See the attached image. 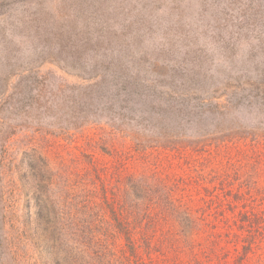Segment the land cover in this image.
I'll return each mask as SVG.
<instances>
[{
	"label": "rangeland",
	"instance_id": "rangeland-1",
	"mask_svg": "<svg viewBox=\"0 0 264 264\" xmlns=\"http://www.w3.org/2000/svg\"><path fill=\"white\" fill-rule=\"evenodd\" d=\"M215 124L264 125V0H0V264L119 251L113 207L151 172L118 156Z\"/></svg>",
	"mask_w": 264,
	"mask_h": 264
},
{
	"label": "trees",
	"instance_id": "trees-1",
	"mask_svg": "<svg viewBox=\"0 0 264 264\" xmlns=\"http://www.w3.org/2000/svg\"><path fill=\"white\" fill-rule=\"evenodd\" d=\"M215 127L197 142L171 139L162 129L158 143L169 148L163 156L142 142L137 156L125 161L119 155L122 166L142 159L151 172L148 179L130 175L134 197L125 214L113 207L114 232L126 242L115 252L110 239L89 229L94 236H86L75 263L89 257L103 264L114 255L132 264L145 253L136 264H264V125ZM47 222L55 225L52 218ZM58 228L62 233L66 224Z\"/></svg>",
	"mask_w": 264,
	"mask_h": 264
}]
</instances>
